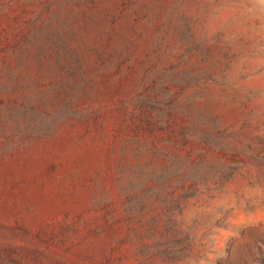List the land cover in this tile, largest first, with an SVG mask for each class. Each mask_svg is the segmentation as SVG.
I'll use <instances>...</instances> for the list:
<instances>
[{"label": "rangeland", "instance_id": "1", "mask_svg": "<svg viewBox=\"0 0 264 264\" xmlns=\"http://www.w3.org/2000/svg\"><path fill=\"white\" fill-rule=\"evenodd\" d=\"M0 264H264V0H0Z\"/></svg>", "mask_w": 264, "mask_h": 264}]
</instances>
